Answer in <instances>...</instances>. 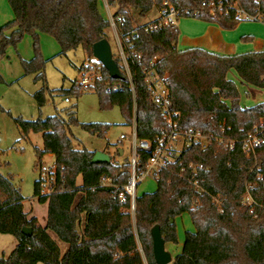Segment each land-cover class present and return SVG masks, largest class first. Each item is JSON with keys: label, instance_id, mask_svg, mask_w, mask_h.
<instances>
[{"label": "trees", "instance_id": "16d2710c", "mask_svg": "<svg viewBox=\"0 0 264 264\" xmlns=\"http://www.w3.org/2000/svg\"><path fill=\"white\" fill-rule=\"evenodd\" d=\"M102 1L114 15L126 17L123 33L138 31L131 45L140 56L129 55L127 60L133 92L121 64L123 78L111 79L97 63L98 73L88 89L95 91L98 106L103 109L117 105L129 126L134 106L137 136L153 138L164 121L149 97L141 72L143 66L153 63L158 72L167 74L180 127L199 129L208 143L183 148L173 163L159 171L156 189L135 196L132 213L128 202L120 204L114 198L129 175L128 159L118 162L110 157L109 162L94 163V151L72 144L71 125L103 136L107 124L79 122L74 107L45 118L14 117L21 138L29 132L41 133L43 146L36 150L37 164L44 154H51L58 175L55 189L48 195H38V180L34 183L37 201L47 204L41 225L36 216L24 210L23 197L12 177L0 173V233L11 234L17 240L7 256L0 255V264H156L151 228L158 225L164 242L175 243L174 219L182 213L189 215L194 231L185 232L181 250L169 264H264V146L258 151L263 177L259 178L248 172L246 158L238 147L228 150L220 141V137L241 138L254 125L264 122V102L241 107L236 85L227 76L233 70L242 83L264 88V50L221 55L198 47L178 49L177 26L142 29L141 19L162 0H7L13 18L0 27V59L6 56L8 46L15 47L26 34L32 36L36 53L22 61V68L24 75L33 74L36 81L42 82L32 94L40 108L47 88L45 60L38 51L39 33L54 37L59 54L66 55L81 46L91 56L92 44L107 39L109 23L99 11ZM168 1L180 16L194 17L197 9L199 18L225 29L240 21L233 9L227 14L212 13L201 8V0ZM223 1L237 2L248 15H264V0ZM114 85L117 88L113 89ZM80 91L77 81L67 90L60 89L61 93ZM147 157L140 153L139 168ZM189 164L206 168L197 176L203 191L192 185ZM102 177H108L110 184L102 185ZM246 185H250L257 202L252 207L243 202ZM215 197L223 202L221 210ZM22 227L30 228L31 234L22 233ZM50 232L66 244L63 253Z\"/></svg>", "mask_w": 264, "mask_h": 264}, {"label": "rangeland", "instance_id": "374dc122", "mask_svg": "<svg viewBox=\"0 0 264 264\" xmlns=\"http://www.w3.org/2000/svg\"><path fill=\"white\" fill-rule=\"evenodd\" d=\"M99 11L107 19V10L103 2L99 3ZM11 17V9L7 0H0V27ZM155 17L156 11L153 8L141 19V22ZM185 18V16H180L177 25ZM262 25L261 27L264 28V23ZM105 33L112 54H115L116 44L111 28H106ZM38 51L40 57L45 60V87L49 90L46 89L45 103L40 108L32 94L42 87V82L36 81L33 74L24 75L22 68V61L31 59L36 53L32 36L26 34L15 47L8 46L6 56L0 59V173L12 177L13 183L19 187L23 197L24 210L29 211L30 215L37 216V220L39 219L42 223L46 205L39 203L34 196V183L39 178L40 165L52 164L54 157L51 154H44L40 164H37L36 150L42 149L43 146L41 133L29 132L26 138H21L13 118L17 116L24 119L45 118L57 111L63 113V110L74 107L79 122L107 124L108 129L103 136H98L84 130L80 125H71L73 146L106 152L118 162L130 157L131 127L126 124L125 117L117 105L101 109L98 106L97 95L92 89L82 90L78 94L60 92V89L67 90L74 81L78 82L81 79L84 72L80 69L81 67L84 66V70L87 68V76L93 77L98 73L100 64H97L98 61L92 54L89 56L81 46L68 51L66 55L59 54V44L47 33H39ZM232 75V72H229V77L231 76L238 90L241 107H251L264 102V88L248 86ZM66 96L69 98L68 102L64 100ZM120 134H125L126 138H120ZM77 181H81L80 177ZM155 189L156 179L146 176L137 185L136 195L153 192ZM0 198H2L1 195ZM174 223L177 241L165 243V249L171 253L172 257L180 252L185 232L194 231L193 223L187 213L176 216ZM50 235L63 253L66 244L60 241L54 233L50 232ZM16 244L17 240L13 235L0 233V255L7 256ZM137 245L141 249L139 241ZM36 264L44 263L37 262Z\"/></svg>", "mask_w": 264, "mask_h": 264}, {"label": "built area", "instance_id": "2783aa9c", "mask_svg": "<svg viewBox=\"0 0 264 264\" xmlns=\"http://www.w3.org/2000/svg\"><path fill=\"white\" fill-rule=\"evenodd\" d=\"M259 2L260 0H255ZM104 6L107 10V20L111 28L116 44V52L112 54L113 58L118 59V64H121L131 91H134L130 69L128 66V56H140L138 51L132 48L131 39L138 35L137 30L123 33V27L126 24V17L123 14L114 15L113 11L109 8L105 1ZM201 8H207L210 12L225 13L227 14L230 9L234 10L235 18L240 20H257L264 23V15H248L237 2L225 4L223 0H201ZM156 17L143 22L142 29L144 31L155 30L160 27L177 26V21L180 17V11L168 0H162L155 8ZM194 17H198L199 11H193ZM112 51V50H111ZM120 68V66H119ZM81 79L77 82L82 90H87L93 84V78L87 76V70H83ZM141 72L144 77L149 97L151 101L159 109L160 115L163 118L164 125L161 126L155 136L150 139L139 138L136 133L135 125V107L133 106V120L131 127L130 138V157L129 162V175L126 182L121 186V189L114 194V198L120 204L129 203V211L133 213L134 202L136 196L137 185L146 177L150 176L155 179L158 177L160 170L167 168L173 163L177 156L181 153L182 149L189 147L192 144H200L205 146L208 143L207 136H204L199 129L181 128L177 120V111L173 109L170 92L167 83V74L160 73L150 63L149 66H143ZM117 88L114 85L113 89ZM66 102L69 98L64 97ZM120 138H126L125 134H120ZM223 146L228 150H233L238 147L241 153L246 158L245 167L248 172H254L259 178L262 177V167L258 161V151L264 146V122L260 121L247 131L241 138H225L220 137ZM146 153L147 159L144 161L141 168H139L140 153ZM193 172V179L191 181L195 189L203 191L199 185L198 174L199 171H204L206 168L202 164H189ZM62 169V168H61ZM58 175L57 167L52 164L40 165L39 178H38V195L44 196L54 191L56 186V179ZM102 185H109L110 180L108 177L101 178ZM216 202L218 209L221 210L223 202L219 198H213ZM243 202L251 207L257 202L250 192V185H246L245 193L243 194Z\"/></svg>", "mask_w": 264, "mask_h": 264}, {"label": "crops", "instance_id": "0c3cea01", "mask_svg": "<svg viewBox=\"0 0 264 264\" xmlns=\"http://www.w3.org/2000/svg\"><path fill=\"white\" fill-rule=\"evenodd\" d=\"M11 15L12 19V10ZM185 17L186 18L182 19L179 25H177L179 30L177 40L178 49L198 47L221 55L245 54L264 50V28L261 27L263 26V22L261 21L240 20L233 28L225 29L215 22L207 21L199 17ZM229 72H232V74L239 79L235 71L230 70ZM229 72L227 74L228 77ZM229 78L231 79V76ZM45 205L47 209V204L45 203ZM45 217L46 211L43 216V222L40 223L38 219V223L44 225Z\"/></svg>", "mask_w": 264, "mask_h": 264}, {"label": "water", "instance_id": "95a60500", "mask_svg": "<svg viewBox=\"0 0 264 264\" xmlns=\"http://www.w3.org/2000/svg\"><path fill=\"white\" fill-rule=\"evenodd\" d=\"M91 54L107 71L111 79H121L123 75L119 65L112 56L110 44L106 38H102L92 44ZM121 153L122 151L119 150ZM110 155L102 151H94L92 162H109ZM22 233L31 234V229L22 227ZM152 254L156 264H169L172 261V255L165 249V242L160 233L158 225H154L151 230Z\"/></svg>", "mask_w": 264, "mask_h": 264}]
</instances>
